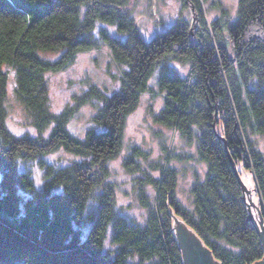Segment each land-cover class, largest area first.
<instances>
[{
    "label": "trees",
    "instance_id": "16d2710c",
    "mask_svg": "<svg viewBox=\"0 0 264 264\" xmlns=\"http://www.w3.org/2000/svg\"><path fill=\"white\" fill-rule=\"evenodd\" d=\"M205 1L181 0L192 6L191 19L145 41L129 0H0V264H185L178 223L215 264L263 261L264 0H238L233 19L222 9L211 21ZM102 44L120 68L119 87L108 95L92 85L75 98V108H94L79 139L66 127L75 108L49 109L46 75ZM10 71L14 100L35 135L15 136L6 126ZM153 74L163 93L154 122L193 145L188 157L206 171L191 185L187 204L177 197L174 168L138 178L145 211L139 223L117 213L107 164ZM58 150L79 160L49 163L46 156ZM123 164L139 171L133 158ZM232 166L240 179L243 173L252 179L258 202L255 212L250 206L252 219L251 191L244 184V198Z\"/></svg>",
    "mask_w": 264,
    "mask_h": 264
},
{
    "label": "rangeland",
    "instance_id": "374dc122",
    "mask_svg": "<svg viewBox=\"0 0 264 264\" xmlns=\"http://www.w3.org/2000/svg\"><path fill=\"white\" fill-rule=\"evenodd\" d=\"M237 2L238 0H206L203 2L204 17L211 21L224 9L230 19H233ZM127 8L145 41L168 30L180 18L189 21L192 16L189 7L183 5L181 0H129ZM43 57L54 60L59 55L45 54ZM170 64L181 74L187 71L186 66L176 62ZM119 76L120 68L113 62L107 46L102 44L97 48L79 52L62 69L47 73L48 107L54 113L68 107L75 108V98L92 85L109 95L118 89ZM12 82L13 73L10 71L7 81L6 126L15 136L35 135L14 100ZM148 86V90L140 94L134 110L126 117L122 144L117 156L107 164V181L115 186L117 213L139 223L143 221L145 211L137 198L138 178H144V174L157 177L161 166L174 168L177 171V197L187 204L191 185L196 178L201 179L206 171L204 163L188 157L194 154L193 145H186L174 130L154 122V115L160 110L163 101V93L159 92L155 74L150 77ZM93 113L94 108L90 104L79 105L66 125L67 130L73 136L83 138L85 131L91 127ZM258 146L263 147L261 140L258 141ZM179 155L183 156L180 160L177 158ZM128 158L135 160L139 171H127L123 162ZM46 160L64 166L79 158L58 150L47 155ZM40 176L41 172L34 169L38 185L41 183ZM241 179L250 190L253 183L249 174L243 173ZM145 189L152 196L153 189L149 185ZM106 246L110 247L109 243L106 242Z\"/></svg>",
    "mask_w": 264,
    "mask_h": 264
},
{
    "label": "water",
    "instance_id": "95a60500",
    "mask_svg": "<svg viewBox=\"0 0 264 264\" xmlns=\"http://www.w3.org/2000/svg\"><path fill=\"white\" fill-rule=\"evenodd\" d=\"M185 3H188V0H184ZM189 8L192 10V6L189 4ZM213 125V124H212ZM229 157V155H228ZM230 159V157H229ZM231 160V159H230ZM233 171L235 176L238 179V182L241 186L243 196L245 198V194H249V191L247 190L246 186L240 179L236 168L234 166ZM249 194V200L247 202L248 204V218L252 219V213L250 210V206L252 205V211L255 212V207L257 205V198L256 194L252 189H250ZM175 231L176 236L178 238L179 243L182 245L183 250V256L186 260L185 264H215L212 262V258L207 250L202 246V244L198 241V239L195 237L194 234H191L190 231H188L185 227H183L180 223L175 224ZM262 223L259 224V232H260V238L263 246L264 251V231L262 230ZM258 264H264V258L262 262H258Z\"/></svg>",
    "mask_w": 264,
    "mask_h": 264
}]
</instances>
